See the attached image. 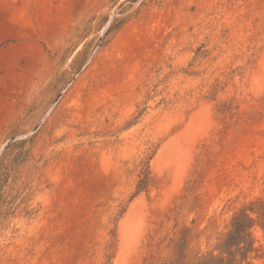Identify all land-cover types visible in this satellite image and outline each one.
<instances>
[{"label":"rangeland","instance_id":"rangeland-1","mask_svg":"<svg viewBox=\"0 0 264 264\" xmlns=\"http://www.w3.org/2000/svg\"><path fill=\"white\" fill-rule=\"evenodd\" d=\"M260 198L264 0H0V264L192 263Z\"/></svg>","mask_w":264,"mask_h":264},{"label":"trees","instance_id":"trees-1","mask_svg":"<svg viewBox=\"0 0 264 264\" xmlns=\"http://www.w3.org/2000/svg\"><path fill=\"white\" fill-rule=\"evenodd\" d=\"M114 23L115 21L112 22L106 34L113 30ZM149 175V170H144L143 178L138 184L137 194L147 189L150 182ZM255 227H260L264 231V199L262 198L250 202L235 214L227 235L219 244V256L207 255L189 263L187 260L188 241L182 234L180 239H170L169 246H173L172 256L162 264H250L251 255L257 251L252 233ZM151 240L154 241L153 238Z\"/></svg>","mask_w":264,"mask_h":264},{"label":"water","instance_id":"water-1","mask_svg":"<svg viewBox=\"0 0 264 264\" xmlns=\"http://www.w3.org/2000/svg\"><path fill=\"white\" fill-rule=\"evenodd\" d=\"M61 97H62V95H60V96L58 97V99H57V100L55 101V103L53 104V107L57 104V102L59 101V99H60ZM42 123H43V121H42L39 125H37L36 128H35L32 132H30V133L27 134V135L21 136L20 138H21V139H26V138H28L29 136H31L32 134H34L37 130H39V128L41 127Z\"/></svg>","mask_w":264,"mask_h":264}]
</instances>
